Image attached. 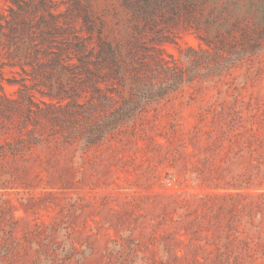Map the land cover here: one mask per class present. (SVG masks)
<instances>
[{"label": "rangeland", "instance_id": "rangeland-1", "mask_svg": "<svg viewBox=\"0 0 264 264\" xmlns=\"http://www.w3.org/2000/svg\"><path fill=\"white\" fill-rule=\"evenodd\" d=\"M0 264H264V0H0Z\"/></svg>", "mask_w": 264, "mask_h": 264}]
</instances>
